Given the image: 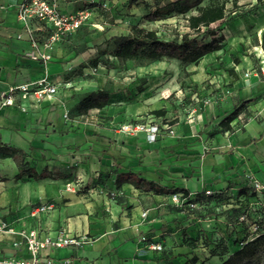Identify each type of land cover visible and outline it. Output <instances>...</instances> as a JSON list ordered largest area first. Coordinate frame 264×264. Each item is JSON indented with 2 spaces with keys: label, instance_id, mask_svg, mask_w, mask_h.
<instances>
[{
  "label": "crops",
  "instance_id": "0c3cea01",
  "mask_svg": "<svg viewBox=\"0 0 264 264\" xmlns=\"http://www.w3.org/2000/svg\"><path fill=\"white\" fill-rule=\"evenodd\" d=\"M19 1L0 0V92L41 77L70 81L68 70L83 62L81 53L69 61L68 53L57 46L61 40L44 48L48 31L32 21L38 49L50 52L51 59L31 58V35L16 17ZM82 1L59 0V5L68 12ZM239 63L248 74L244 77L234 69L237 76L231 78L229 87L236 94L233 104L229 109L213 102L206 105L192 120V135L186 127L176 131L177 136L166 134L150 141L143 131L127 134L115 129L113 123L123 120L127 112L119 92L112 98L110 94L106 107L91 109L108 123L71 117L69 111L82 93L62 94L64 87L52 101L36 106L26 102L25 111L1 106L0 148H17L24 156H0V219L15 231L36 228L40 236H53L60 230L89 234L90 243L49 252L56 260L69 259L70 264H158L155 253L139 238L157 235L159 227L172 224L181 211L171 200L173 192L146 191L127 177L150 180L176 192L197 193L206 188L222 192L231 169L264 158V73L256 63ZM242 101H247L246 106L232 129L222 131L218 121ZM211 123L217 129L213 135L208 134ZM22 160L27 172L17 177ZM69 182L76 183L74 189L66 188ZM105 184L109 191L88 188ZM40 204L50 208L38 212ZM14 240H19L17 233H0V256L26 254L23 244L13 247Z\"/></svg>",
  "mask_w": 264,
  "mask_h": 264
},
{
  "label": "rangeland",
  "instance_id": "374dc122",
  "mask_svg": "<svg viewBox=\"0 0 264 264\" xmlns=\"http://www.w3.org/2000/svg\"><path fill=\"white\" fill-rule=\"evenodd\" d=\"M147 1L153 5L152 0ZM256 5L258 0H229L225 18L208 26L215 36L223 35V48L205 55L197 64L184 66L177 59L117 61L107 54V66L86 67L81 73L76 72L78 65L71 66L68 70L71 84L63 88L62 94L76 90L83 95L103 87L110 90L112 98L113 93L119 92L124 96L121 104H126L127 112L123 120L113 123L115 129L120 130L119 125L127 119H137L149 120L157 126L154 140L166 134L177 136L176 131H184L186 127H190L192 135V120L196 121V115L204 111L206 105L213 102L215 106L229 109L233 104L236 94L229 90L232 76L226 72L230 67L243 75L247 71H243L242 63H234L233 57L252 65L256 63L258 69L264 59L259 40L264 33L260 31L264 25V5L255 9ZM85 7L92 9L90 19L57 45L68 53L69 61L80 53L83 62L88 61L96 55L98 46L111 49V44L106 46V40L114 34L128 33L134 24L157 29L163 37H168L171 28L187 30L183 18L143 19L144 6L141 3L130 5L128 0H83L77 9ZM208 37L206 35L205 39ZM142 77L146 78V83L144 90L138 92ZM159 108L165 109L163 116L151 113ZM82 117L85 121L94 119L108 123L99 111L90 110ZM215 126L211 123L208 134H215ZM231 171L223 196L217 202L212 201L207 210L199 211L204 209L201 206L192 208L185 200L173 202L181 211L174 222L162 224L157 235L149 233L139 238L155 253L158 264H264V158H257L252 164H239ZM74 187L69 186V189ZM101 187L88 188H98L101 192L100 189L106 191L108 186ZM241 188L246 190L243 194L238 193ZM259 234H263L262 237L254 241ZM247 241L251 242L239 252ZM152 244H160L161 250L153 249ZM192 257H196L195 263L189 261Z\"/></svg>",
  "mask_w": 264,
  "mask_h": 264
},
{
  "label": "trees",
  "instance_id": "16d2710c",
  "mask_svg": "<svg viewBox=\"0 0 264 264\" xmlns=\"http://www.w3.org/2000/svg\"><path fill=\"white\" fill-rule=\"evenodd\" d=\"M229 0H152L151 5L147 0H128L130 5L141 3L145 8L143 19L147 21H166L170 18H183L185 31L171 28L167 33L168 37H163L158 33L157 29H149L138 24L131 26L128 33H119L111 35L106 40V46L111 44V49L108 47H97L96 55L90 57L88 61L81 62L76 68L77 73H81L86 67L96 68L98 65L107 66L109 59L108 54L117 61H125L128 59L138 60L140 62H151L162 59H177L184 66L189 64H197L205 55L218 51L223 48V35L215 36L212 29H208L211 23L220 21L225 18L227 12V2ZM232 3H235L232 1ZM264 5V0H258V8ZM81 28V27H80ZM206 28V29H203ZM206 35L209 36L208 39ZM260 46L264 51V33L261 34ZM234 63H239L240 59L237 56L233 57ZM228 73L232 78H236L237 74L234 68L228 69ZM185 74H189L185 71ZM146 83V78H141V83L137 87L138 92L144 90L143 85ZM110 90L103 87H98L94 90L87 91L79 98V100L70 109L71 117L86 115L91 109H102L109 104ZM247 101L240 102L239 105L224 115L219 121L218 125L222 131L232 129V122L238 117L239 113L246 106ZM155 116H163L165 114L164 108H159L151 111ZM16 154L21 157L24 152L20 149L9 147L7 150L0 148L1 157H16ZM26 162L18 163L19 172L17 177L22 176L27 172ZM32 176H36L32 172ZM130 182L143 190L152 191L156 194L176 192V189H167L158 185L157 183L143 178L127 177ZM246 190L239 189L238 193L243 194ZM182 193L186 198V202L196 201L204 208L205 211L209 208L212 201H218L223 196V192H212L205 194L204 190L197 192L195 197L189 196V192L182 189ZM264 195V192H263ZM210 214V213H209ZM263 234H259L254 238L257 241ZM251 241L243 243L239 252L243 250ZM202 246H205L202 244ZM196 257H192L189 261L196 262Z\"/></svg>",
  "mask_w": 264,
  "mask_h": 264
},
{
  "label": "built area",
  "instance_id": "2783aa9c",
  "mask_svg": "<svg viewBox=\"0 0 264 264\" xmlns=\"http://www.w3.org/2000/svg\"><path fill=\"white\" fill-rule=\"evenodd\" d=\"M92 9L90 7L78 8L73 11H63L59 5V0H20L16 6V17L22 25H24L30 36L33 50L28 53L31 58L47 61L51 59V54L48 51L38 49V39L33 35L34 29L31 27L32 21L38 22L40 26L46 29L47 36L43 39L42 45L44 48L53 47L63 37L68 36L77 31L88 19ZM264 52V51H263ZM259 71L264 73V59L259 65ZM248 73L245 72V75ZM70 81H52L47 77L26 81L23 83L11 85L6 91L0 92V107L1 106H17L21 110H26L29 106H36L38 102L43 100L52 101L55 99L60 88L69 86ZM120 131L131 134L139 131L145 132L147 140H154L158 128L152 125L151 121H138L137 119H127L119 125ZM76 184V183H75ZM69 182V186H76ZM77 190L80 186L77 183ZM205 194H211L213 191L210 188L204 189ZM196 193H189V196L194 198ZM171 200L175 203L186 202V198L182 192H174L171 194ZM193 207L200 206L198 202H188ZM50 206L40 204L37 207L38 212L46 211ZM146 215V211L142 212ZM9 232L17 233L19 240H14L12 245L18 249L20 244L26 251V254H12L0 256V264H70V260L65 258L56 260L49 255L53 249L72 246L80 247L92 241V237L86 233H69L64 230L58 231L55 235L40 236L36 228H25L15 231L9 227L3 220L0 219V233ZM151 247L160 251V244H152Z\"/></svg>",
  "mask_w": 264,
  "mask_h": 264
},
{
  "label": "bare ground",
  "instance_id": "6f19581e",
  "mask_svg": "<svg viewBox=\"0 0 264 264\" xmlns=\"http://www.w3.org/2000/svg\"><path fill=\"white\" fill-rule=\"evenodd\" d=\"M261 32H264V25L260 28Z\"/></svg>",
  "mask_w": 264,
  "mask_h": 264
}]
</instances>
